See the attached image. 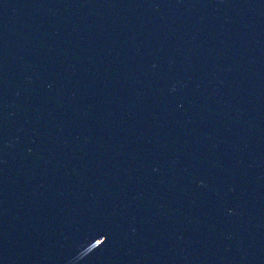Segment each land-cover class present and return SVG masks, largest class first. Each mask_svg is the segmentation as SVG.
Listing matches in <instances>:
<instances>
[{
	"label": "water",
	"instance_id": "water-1",
	"mask_svg": "<svg viewBox=\"0 0 264 264\" xmlns=\"http://www.w3.org/2000/svg\"><path fill=\"white\" fill-rule=\"evenodd\" d=\"M0 264H264V0H0Z\"/></svg>",
	"mask_w": 264,
	"mask_h": 264
}]
</instances>
